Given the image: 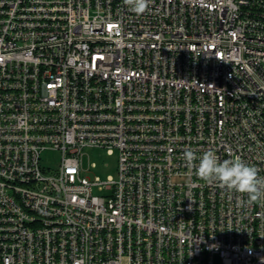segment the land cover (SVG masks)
<instances>
[{"label":"built area","instance_id":"2783aa9c","mask_svg":"<svg viewBox=\"0 0 264 264\" xmlns=\"http://www.w3.org/2000/svg\"><path fill=\"white\" fill-rule=\"evenodd\" d=\"M189 149L264 176V0H0V264H264V199Z\"/></svg>","mask_w":264,"mask_h":264},{"label":"clouds","instance_id":"9594fccd","mask_svg":"<svg viewBox=\"0 0 264 264\" xmlns=\"http://www.w3.org/2000/svg\"><path fill=\"white\" fill-rule=\"evenodd\" d=\"M150 2L124 0L129 10L136 15L144 14ZM183 159L189 168L195 170V175L207 184H216L228 192L246 195L249 204L264 199V176H260L255 166L247 164L239 156L221 161L214 151H207L198 157L195 151L189 149L184 152Z\"/></svg>","mask_w":264,"mask_h":264},{"label":"rangeland","instance_id":"374dc122","mask_svg":"<svg viewBox=\"0 0 264 264\" xmlns=\"http://www.w3.org/2000/svg\"><path fill=\"white\" fill-rule=\"evenodd\" d=\"M41 159L42 166L53 171L56 170L61 163V153L47 150L43 152ZM91 164L95 165V167L91 168V171L96 178L102 181H107L111 177L116 178L118 170V153L115 151L111 154L106 149H88L85 151L84 168L88 169ZM95 193L97 194V192Z\"/></svg>","mask_w":264,"mask_h":264}]
</instances>
